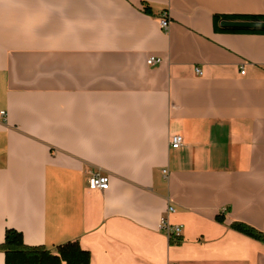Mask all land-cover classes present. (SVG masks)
<instances>
[{
  "label": "crops",
  "instance_id": "0c3cea01",
  "mask_svg": "<svg viewBox=\"0 0 264 264\" xmlns=\"http://www.w3.org/2000/svg\"><path fill=\"white\" fill-rule=\"evenodd\" d=\"M258 16L264 0H0V244L15 229L90 264H264L232 228L264 233V33L220 30Z\"/></svg>",
  "mask_w": 264,
  "mask_h": 264
},
{
  "label": "trees",
  "instance_id": "16d2710c",
  "mask_svg": "<svg viewBox=\"0 0 264 264\" xmlns=\"http://www.w3.org/2000/svg\"><path fill=\"white\" fill-rule=\"evenodd\" d=\"M147 10L149 11V9ZM237 18L264 21V16ZM220 30L231 33H264V31L226 28ZM217 220L222 222V219L219 217ZM232 228L244 235L264 242V233H260L246 224L235 223L232 225ZM0 251L5 254V264H90L91 262L90 253L82 250L78 242L60 245L55 249V252H52L43 247H28L24 244L23 235L15 229L6 230L5 240L0 244Z\"/></svg>",
  "mask_w": 264,
  "mask_h": 264
},
{
  "label": "built area",
  "instance_id": "2783aa9c",
  "mask_svg": "<svg viewBox=\"0 0 264 264\" xmlns=\"http://www.w3.org/2000/svg\"><path fill=\"white\" fill-rule=\"evenodd\" d=\"M160 25L162 30L168 31L170 26V21L168 19V15L166 13L163 14L162 19L160 21ZM161 60L159 58H150L147 63L150 66H154L156 64H159ZM196 73L198 75H201L202 72L199 68L196 69ZM4 115V112L1 113ZM170 146L173 149H179L183 146V137L182 136H174L170 140ZM164 177H167L168 170L164 169L163 171ZM88 188L92 190H100V191H106L110 187V178L108 175H102V174H94L87 180ZM175 212V208L172 205H169L168 207V214H171ZM160 230H162L169 240H180L182 238V226L180 225H171L167 219V217L162 218L159 226Z\"/></svg>",
  "mask_w": 264,
  "mask_h": 264
},
{
  "label": "water",
  "instance_id": "95a60500",
  "mask_svg": "<svg viewBox=\"0 0 264 264\" xmlns=\"http://www.w3.org/2000/svg\"><path fill=\"white\" fill-rule=\"evenodd\" d=\"M221 26L226 29L264 31V21H224Z\"/></svg>",
  "mask_w": 264,
  "mask_h": 264
}]
</instances>
